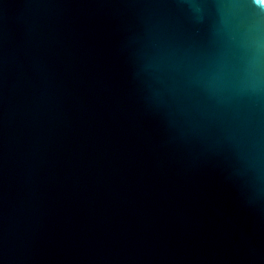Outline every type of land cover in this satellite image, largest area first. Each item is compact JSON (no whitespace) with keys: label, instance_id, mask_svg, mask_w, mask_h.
Segmentation results:
<instances>
[{"label":"water","instance_id":"water-1","mask_svg":"<svg viewBox=\"0 0 264 264\" xmlns=\"http://www.w3.org/2000/svg\"><path fill=\"white\" fill-rule=\"evenodd\" d=\"M0 264H264V0H0Z\"/></svg>","mask_w":264,"mask_h":264}]
</instances>
